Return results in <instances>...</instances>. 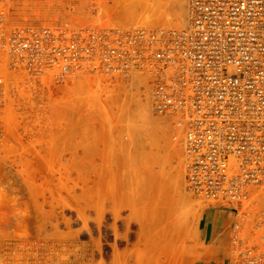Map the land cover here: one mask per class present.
<instances>
[{
	"label": "rangeland",
	"instance_id": "1",
	"mask_svg": "<svg viewBox=\"0 0 264 264\" xmlns=\"http://www.w3.org/2000/svg\"><path fill=\"white\" fill-rule=\"evenodd\" d=\"M78 1L55 10L50 2L28 3L26 19L69 14L144 25L143 6L154 0ZM156 1L162 14L150 27L170 28L171 0ZM179 2L186 15V0ZM183 155L154 114L144 76L140 85L134 74H24L0 115V264H202L214 253L202 236L205 209L214 205L187 189ZM251 221L243 227L248 243L261 234ZM231 235L225 264L235 250Z\"/></svg>",
	"mask_w": 264,
	"mask_h": 264
},
{
	"label": "built area",
	"instance_id": "2",
	"mask_svg": "<svg viewBox=\"0 0 264 264\" xmlns=\"http://www.w3.org/2000/svg\"><path fill=\"white\" fill-rule=\"evenodd\" d=\"M41 1L78 0H0V115L24 74H141L183 147L187 189L233 216L230 264H264L253 243L264 244V0H187L179 28L28 21L25 6ZM249 221L261 232L251 243Z\"/></svg>",
	"mask_w": 264,
	"mask_h": 264
},
{
	"label": "crops",
	"instance_id": "3",
	"mask_svg": "<svg viewBox=\"0 0 264 264\" xmlns=\"http://www.w3.org/2000/svg\"><path fill=\"white\" fill-rule=\"evenodd\" d=\"M233 216L227 209L209 206L204 212L202 236L213 254L207 255L202 264H225L228 260V242Z\"/></svg>",
	"mask_w": 264,
	"mask_h": 264
},
{
	"label": "bare ground",
	"instance_id": "4",
	"mask_svg": "<svg viewBox=\"0 0 264 264\" xmlns=\"http://www.w3.org/2000/svg\"><path fill=\"white\" fill-rule=\"evenodd\" d=\"M81 1H82V0H81ZM126 1H127V0H126ZM138 1H139V0H129V3H128V1H127V3H128V5H129L130 2H131V3H132V2H137V3H139ZM154 1H156V0H154ZM154 1H153V3H151V5L149 4V5L147 6V4H148V3H147V4H145L146 7L143 6V7L145 8V11H144V12H146V13H143V11H141V12L143 13V14H142V19H143V21H141L142 24L145 23V24L149 25V24L151 23L150 25L152 26L153 23L157 21V20L155 21V19H157V18L159 17V15L162 14V13L160 14V12H159L158 10H156L157 7H156L155 5H156V3H157V5H158V1H156V3H155ZM166 1H167V0H166ZM78 2H79V1H78ZM171 2H172V5H171V6H173L174 11H172V8H171V11H172V12H171V11H170V12L173 13L174 18H173V20H171V18L168 17L167 19L170 20V22H166V23H168V25H169L170 27H171V23H172V26L183 25L184 21L187 22V19L185 20V16H186V18H187V11H186V15H185V11H183L182 14H181V12H179V10H182L183 7H184V6L181 5V6H182V9H180V8H181V7H180V4H181V3L179 2V0H171ZM182 2H183V1H182ZM38 3H39V2H38ZM40 3H41V2H40ZM76 3H77V2H76ZM79 3H80L81 5H83L82 2H79ZM98 3H99V2H98ZM98 3H97V4H98ZM117 3H118V2H117ZM123 3H124V2H123ZM99 4H100V3H99ZM119 4H120V2H119ZM124 4H125V3H124ZM152 4H153V5H152ZM154 4H155V5H154ZM60 5H61V4H60ZM77 5H79V4H77ZM81 5H79V7H80ZM95 5H96V4H95ZM128 5H127V6H128ZM130 5H131V4H130ZM134 5L136 6V3H134ZM138 5H139V4H138ZM186 5H187V0H186ZM42 6H43V5H42ZM119 6H121V5H119ZM127 6H126V7H127ZM135 6L132 5V7H133L132 10H133V12H134V9H136V8H134ZM139 6H140V5H139ZM164 6H165V5H164ZM177 6L179 7V8H178L179 10H177V8H176ZM97 7H98V6H97ZM123 7H124V6H123ZM129 7H130V6H129ZM155 7H156V8H155ZM36 8H37V7H36ZM47 8H48V7H47ZM75 8H78V6H76ZM154 8H155V9H154ZM80 9H81V8H80ZM137 9H138V8H137ZM137 9H136V10H137ZM140 9H141V8H140ZM41 10H42V9H41ZM81 10H82V9H81ZM136 10H135V11H136ZM163 10H164V9H163ZM168 10H169V9H168ZM175 10H177V11H175ZM185 10H186V9H185ZM30 11H31V10H30ZM33 11H34V10H33ZM77 11H78V10H77ZM116 11H118V10H116ZM41 12H42V11H41ZM84 12H85V11H84ZM84 12H83V13H84ZM105 12H106V11H105ZM119 12H120V11H119ZM133 12H132V13H133ZM138 12H139V10H138ZM154 12H155V13H154ZM157 12H158V13H157ZM170 12L167 13L168 16L170 15ZM72 13H73V12H72ZM108 13H110V12H108ZM114 13H115V12H114ZM116 13H117V12H116ZM66 14H67V13H66ZM74 14H75V13H74ZM76 14H77V13H76ZM133 14H134V13H133ZM163 14H164V12H163ZM167 14H166V15H167ZM64 15H65V14H64ZM72 15H73V14H72ZM84 15H85V14H84ZM102 15H103V14H102ZM104 15H109V14L104 13ZM113 15L116 16V14H113ZM131 15H132V14H131ZM137 15L139 16L138 13H137ZM164 15H165V14H164ZM77 16H79V15H77ZM77 16H76V17H77ZM80 16H81V15H80ZM100 16H101V14H100ZM115 16H114V17H115ZM117 16H118V14H117ZM117 16H116V17H117ZM135 16H136V15H135ZM83 17H84V16H83ZM83 17H81V18H83ZM91 17H92V15H91ZM125 17H126V16H125ZM128 17H129V16H128ZM166 17H167V16H166ZM170 17H171V16H170ZM55 18H56V17H55ZM97 18L99 19V18H101V17L98 16ZM108 18H109V17H108ZM126 18H127V17H126ZM126 18H125V19H126ZM129 18H131V17H129ZM135 18H136V17H134V20H136ZM137 18H138V17H137ZM139 18L141 19L140 16H139ZM56 19H57V18H56ZM59 19H60V18H59ZM62 19H63V18H62ZM75 19H76V18H75ZM77 19H78V18H77ZM91 19H93V17H92ZM105 19H106V18H105ZM140 19H137V20L140 21ZM179 19H180V20H179ZM95 20H96V19H95ZM103 20H104V19H103ZM110 20H111V19H110ZM110 20H109V21H110ZM130 20H131V19H130ZM130 20H128V21H130ZM132 20H133V19H132ZM153 20H154V21H153ZM164 20L166 21L165 18H164ZM176 20H177V21H176ZM106 21H107V20H106ZM112 21H113V20H112ZM139 21H138V22H139ZM171 21H172V22H171ZM120 22H121V21H120ZM130 22L132 23V21H130ZM130 22H129V23H130ZM186 22H185V24H186ZM131 23H130V25H131ZM136 23H137V22H136ZM157 23H158V21H157ZM157 23H156V24H157ZM118 24H119V23H118ZM133 24H134V23H133ZM138 24H139V23H138ZM145 24H144V25H145ZM121 25H122V24H121ZM130 25H128V26H130ZM150 25H149V27H150ZM166 25H167V24H166ZM123 26H124V24H123ZM131 26H132V25H131ZM161 26H162V24H161ZM163 26H165V25H163ZM165 27H166V26H165ZM134 75H135V80H137L138 82H140V85H141L142 77H143V76L140 77L141 74H137V75L134 74ZM132 80H133V82H134V79H132ZM145 81H146V80H145ZM129 82H130V81H129ZM137 84H139V83H137ZM137 84H136V85H137ZM145 84H146V83H145ZM142 85H144V84H142ZM137 86L139 87V85H137ZM143 89H145L144 86H143ZM130 90H131V88H130ZM135 90H136V89H135ZM145 90H146V89H145ZM142 91H144V90H142ZM131 92H132V91H131ZM132 93H133V92H132ZM138 93L140 94V92H138ZM145 93H147V91H145ZM145 93H144V94H145ZM133 94H134V93H133ZM139 94H138V95H139ZM136 95H137V94H136ZM138 95H137V96H138ZM145 95L147 96V94H145ZM145 95H144V96H145ZM144 100H145V99H144ZM142 101H143V100H142ZM146 101H147V98H146ZM146 101H145V102H146ZM181 151H184L182 146H181ZM183 158H184V160H185V155H183Z\"/></svg>",
	"mask_w": 264,
	"mask_h": 264
}]
</instances>
